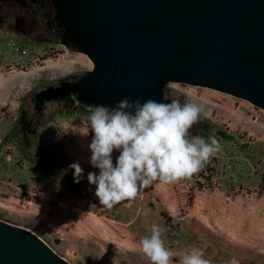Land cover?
I'll return each instance as SVG.
<instances>
[{
	"label": "rangeland",
	"instance_id": "1",
	"mask_svg": "<svg viewBox=\"0 0 264 264\" xmlns=\"http://www.w3.org/2000/svg\"><path fill=\"white\" fill-rule=\"evenodd\" d=\"M91 67L50 37L0 27V221L29 231L68 264H149L137 242L153 224L176 252L196 247L210 264H264L257 241L264 238V110L209 88L166 84L164 99L202 109L191 134H215L222 151L191 178L153 182L130 206L107 209L87 179L99 174L89 160L91 110L34 99ZM74 163L83 169L80 183Z\"/></svg>",
	"mask_w": 264,
	"mask_h": 264
},
{
	"label": "water",
	"instance_id": "2",
	"mask_svg": "<svg viewBox=\"0 0 264 264\" xmlns=\"http://www.w3.org/2000/svg\"><path fill=\"white\" fill-rule=\"evenodd\" d=\"M64 45L90 70L34 95L40 106L77 95L88 108L125 97L168 103L179 83L264 110V0H53ZM0 264H68L29 231L0 221Z\"/></svg>",
	"mask_w": 264,
	"mask_h": 264
},
{
	"label": "clouds",
	"instance_id": "3",
	"mask_svg": "<svg viewBox=\"0 0 264 264\" xmlns=\"http://www.w3.org/2000/svg\"><path fill=\"white\" fill-rule=\"evenodd\" d=\"M202 109L193 103H168L154 99L131 101L123 98L115 107L103 104L91 108L88 126L92 139L88 145L93 168L88 182L95 185L98 204L107 209L128 202L130 206L140 190L153 182L174 184L191 178L222 151L215 134L205 140L192 135L191 129L199 123ZM118 153L113 161V153ZM74 169V183H80L83 169L79 163ZM95 207L96 204L90 205ZM164 229L153 224L150 235L142 236L137 244L149 264H210L204 252L196 247L176 252L166 247L162 238ZM229 264H237L232 259Z\"/></svg>",
	"mask_w": 264,
	"mask_h": 264
},
{
	"label": "flooded vegetation",
	"instance_id": "4",
	"mask_svg": "<svg viewBox=\"0 0 264 264\" xmlns=\"http://www.w3.org/2000/svg\"><path fill=\"white\" fill-rule=\"evenodd\" d=\"M12 26L27 37L52 38L56 43H66L60 25L58 8L53 0H0V27ZM73 81V80H70ZM74 106L86 104L77 95L59 98ZM58 100V99H57Z\"/></svg>",
	"mask_w": 264,
	"mask_h": 264
},
{
	"label": "bare ground",
	"instance_id": "5",
	"mask_svg": "<svg viewBox=\"0 0 264 264\" xmlns=\"http://www.w3.org/2000/svg\"><path fill=\"white\" fill-rule=\"evenodd\" d=\"M59 63V62H58ZM51 64H53V63H51ZM51 64H48L49 65V67H50V65ZM60 64H63V63H60ZM60 64H57V65H60ZM61 66V65H60ZM64 67V66H63ZM63 67H61L62 69H63ZM55 68H56V66H55ZM65 68V67H64ZM64 70V69H63ZM237 237V236H236ZM239 239V238H238ZM257 241H258V243H259V245H261V246H263L264 247V238L263 239H260V238H258L257 239ZM239 242H240V240H239ZM236 243V242H235Z\"/></svg>",
	"mask_w": 264,
	"mask_h": 264
}]
</instances>
